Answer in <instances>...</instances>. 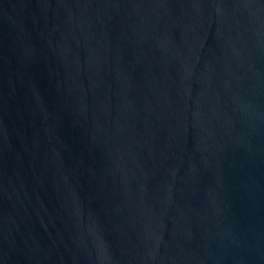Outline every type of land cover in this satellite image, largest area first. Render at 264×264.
Returning a JSON list of instances; mask_svg holds the SVG:
<instances>
[{"label":"water","instance_id":"95a60500","mask_svg":"<svg viewBox=\"0 0 264 264\" xmlns=\"http://www.w3.org/2000/svg\"><path fill=\"white\" fill-rule=\"evenodd\" d=\"M0 179L70 264H264V0H0Z\"/></svg>","mask_w":264,"mask_h":264}]
</instances>
